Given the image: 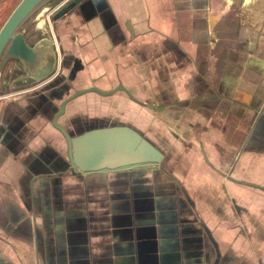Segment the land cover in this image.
<instances>
[{"label": "crops", "instance_id": "crops-1", "mask_svg": "<svg viewBox=\"0 0 264 264\" xmlns=\"http://www.w3.org/2000/svg\"><path fill=\"white\" fill-rule=\"evenodd\" d=\"M86 3L61 73L0 94V264H264V0ZM90 86L57 122L109 142L76 163L133 166L69 169L51 118Z\"/></svg>", "mask_w": 264, "mask_h": 264}, {"label": "water", "instance_id": "water-1", "mask_svg": "<svg viewBox=\"0 0 264 264\" xmlns=\"http://www.w3.org/2000/svg\"><path fill=\"white\" fill-rule=\"evenodd\" d=\"M49 0H19L11 12L8 14L7 18L4 20L2 25L0 26V66L8 59L15 58L18 60V63L21 64V67L24 73L16 75L11 80V85L14 87H22L25 85H32L38 82H41L49 76V74L54 69L57 59H58V52L55 45V40L52 38L50 32L51 29L47 28L45 32L40 33V38L35 41L34 43H29L25 40V36L23 35L24 29L29 26V23L26 20L42 5H44ZM57 1V0H54ZM96 3L98 0H68L63 4L53 15V20H56L61 17L68 16L75 6H79L80 11L83 10V5L86 6V2ZM24 26L22 27V25ZM51 28V27H50ZM70 77L73 76L74 71L71 70ZM8 84L6 77L3 78L0 84V91L3 89L4 85ZM70 85L65 81V84L61 86L59 89L60 95L63 93L67 94L68 88ZM88 90H95L101 94H105L107 91L99 90L95 86H90L86 88H81L79 90L74 91L72 94L64 97L59 106L57 107L56 112L53 114L51 118V123L53 126L58 128L61 133L63 134L66 144H67V159L68 165L71 172L75 171L74 168L77 166L80 170L87 171L91 170L92 168L99 167L96 169H103V168H128L133 166L116 164L114 161L110 162H103L100 165H90L87 164L85 161H82V164L76 163L77 158L80 160L82 159L83 153H88V149L81 147L80 153L77 155V151L75 149V145L78 142H84L85 138H93L90 139L91 141H98L95 143V147H101L107 141L109 142L108 134L105 135V131L102 128L92 129L88 134L78 135L75 138H71L66 130L57 122V117L65 111L66 104L69 100L73 97L79 95L82 92ZM94 145V142L91 143ZM115 145V144H114ZM111 146V144H110ZM109 146V147H110ZM142 156L141 160H148L150 158V150L146 148H142L141 151ZM111 155H116L119 150L110 151ZM107 154V151L106 153ZM84 155V154H83ZM132 164L137 163L136 161H132Z\"/></svg>", "mask_w": 264, "mask_h": 264}, {"label": "flooded vegetation", "instance_id": "flooded-vegetation-1", "mask_svg": "<svg viewBox=\"0 0 264 264\" xmlns=\"http://www.w3.org/2000/svg\"><path fill=\"white\" fill-rule=\"evenodd\" d=\"M68 1V0H61L59 1L58 3L56 2V5L53 6L50 10H49V7L48 8H45V15H47V12L48 10L50 11L49 15H51V21L55 22V20H53L52 18V15L63 5L65 4V2ZM30 27L27 26V28L24 29V32H23V35L25 36V40L29 43H34L35 41H37L39 38H40V32H34L33 30H28V28ZM53 30L51 34L52 38L55 40V45H56V48H57V52H58V59H57V62H56V65L54 67V69L52 70V72L49 74V76L47 78H55L56 76H58L60 73H61V65H62V58H61V55H60V48H59V45H58V41L56 40V37H55V29H54V26H52ZM22 70L21 72L17 71V70ZM23 74L24 71L21 67V64L18 63V60L15 59V58H12V59H8L6 60L1 66H0V84L3 80L4 77H6V80L8 81V84H5L3 89L0 91V94L4 91H8L9 89L10 90H14V89H19V88H23L25 86H29V85H25V86H22V87H14L11 85V80L16 76V75H19V74ZM71 73H69V76H70ZM75 75L73 74L72 77H70L67 81V83L69 84L70 82L73 81ZM70 85V84H69ZM72 94V93H71Z\"/></svg>", "mask_w": 264, "mask_h": 264}, {"label": "rangeland", "instance_id": "rangeland-1", "mask_svg": "<svg viewBox=\"0 0 264 264\" xmlns=\"http://www.w3.org/2000/svg\"><path fill=\"white\" fill-rule=\"evenodd\" d=\"M18 1L19 0H0V26L2 25V23L7 18L8 14L11 12V10L14 8V6L17 4ZM59 1H61V0H57V1L49 0L44 5H42L39 9H37L26 20V22L29 23V25H30L28 30H33L34 32H40V33L45 32V30H47V28L53 30L52 25H51V15H49V16L45 15L44 10H45V8H48V7L50 10L53 6L56 5V2L58 3ZM23 26H24V24L22 25V27ZM17 71L21 72L22 70L19 69Z\"/></svg>", "mask_w": 264, "mask_h": 264}, {"label": "clouds", "instance_id": "clouds-1", "mask_svg": "<svg viewBox=\"0 0 264 264\" xmlns=\"http://www.w3.org/2000/svg\"><path fill=\"white\" fill-rule=\"evenodd\" d=\"M190 75L189 73L185 72L184 74H182L180 76L179 81L177 82V87H176V91H177V95L180 99H184L185 95H186V85L190 79Z\"/></svg>", "mask_w": 264, "mask_h": 264}, {"label": "built area", "instance_id": "built-area-1", "mask_svg": "<svg viewBox=\"0 0 264 264\" xmlns=\"http://www.w3.org/2000/svg\"><path fill=\"white\" fill-rule=\"evenodd\" d=\"M50 11L47 12V16H49Z\"/></svg>", "mask_w": 264, "mask_h": 264}, {"label": "bare ground", "instance_id": "bare-ground-1", "mask_svg": "<svg viewBox=\"0 0 264 264\" xmlns=\"http://www.w3.org/2000/svg\"><path fill=\"white\" fill-rule=\"evenodd\" d=\"M39 22H40V21H39ZM39 22H38V23H39ZM38 23H37V24H38ZM39 24H40V23H39ZM38 26H39V25H38Z\"/></svg>", "mask_w": 264, "mask_h": 264}]
</instances>
